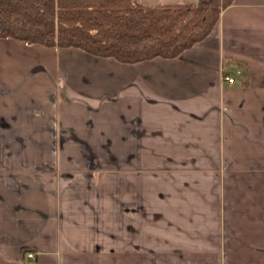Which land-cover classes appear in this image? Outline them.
Returning <instances> with one entry per match:
<instances>
[{"label":"crops","instance_id":"crops-1","mask_svg":"<svg viewBox=\"0 0 264 264\" xmlns=\"http://www.w3.org/2000/svg\"><path fill=\"white\" fill-rule=\"evenodd\" d=\"M0 264H264V0L137 63L0 38Z\"/></svg>","mask_w":264,"mask_h":264},{"label":"trees","instance_id":"trees-1","mask_svg":"<svg viewBox=\"0 0 264 264\" xmlns=\"http://www.w3.org/2000/svg\"><path fill=\"white\" fill-rule=\"evenodd\" d=\"M231 1L0 0V38L76 47L124 63L171 58L206 38Z\"/></svg>","mask_w":264,"mask_h":264},{"label":"rangeland","instance_id":"rangeland-1","mask_svg":"<svg viewBox=\"0 0 264 264\" xmlns=\"http://www.w3.org/2000/svg\"><path fill=\"white\" fill-rule=\"evenodd\" d=\"M143 5H151V6H158L162 4H176V3H186L190 2L192 4H196L197 0H136Z\"/></svg>","mask_w":264,"mask_h":264},{"label":"built area","instance_id":"built-area-1","mask_svg":"<svg viewBox=\"0 0 264 264\" xmlns=\"http://www.w3.org/2000/svg\"><path fill=\"white\" fill-rule=\"evenodd\" d=\"M225 80L232 83L233 81H235V78L233 76H225ZM26 255L31 258L34 257V253L31 251L26 252Z\"/></svg>","mask_w":264,"mask_h":264}]
</instances>
